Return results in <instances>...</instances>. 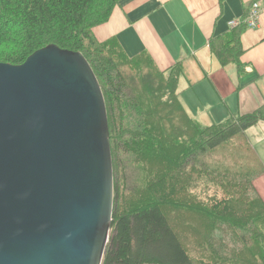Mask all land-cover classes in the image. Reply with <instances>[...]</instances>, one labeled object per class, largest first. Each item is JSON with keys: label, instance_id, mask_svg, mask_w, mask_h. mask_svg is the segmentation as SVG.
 Listing matches in <instances>:
<instances>
[{"label": "trees", "instance_id": "16d2710c", "mask_svg": "<svg viewBox=\"0 0 264 264\" xmlns=\"http://www.w3.org/2000/svg\"><path fill=\"white\" fill-rule=\"evenodd\" d=\"M120 1L0 0V62L19 65L34 51L55 44L83 53L100 85L113 170L112 224L101 264H264V201L254 192L250 202H242L250 181L264 172L245 135L249 127L264 121V102L251 113L210 125L186 116L177 94L183 60L160 71L144 53L129 57L114 38L95 39L93 28L106 22ZM244 28L237 25L208 45L221 65L235 63L239 72ZM227 144L228 151L236 150L247 165L235 170L230 164L201 160ZM153 160L158 172L146 174L143 187L135 189L139 180L130 181L139 168L144 171V161ZM132 161L139 168L130 167ZM201 179L202 189L212 188L208 198L202 200L199 192L183 201L177 197L186 182ZM120 195H126L121 208L116 204ZM171 208L191 210L208 220L203 225V239L207 238L197 247L211 260L184 245L169 221ZM185 226L191 231L198 227L193 221ZM218 231L236 239L243 251L230 249L234 256L226 257L229 247L216 236Z\"/></svg>", "mask_w": 264, "mask_h": 264}, {"label": "water", "instance_id": "95a60500", "mask_svg": "<svg viewBox=\"0 0 264 264\" xmlns=\"http://www.w3.org/2000/svg\"><path fill=\"white\" fill-rule=\"evenodd\" d=\"M112 211L106 107L83 53L0 62V264H101Z\"/></svg>", "mask_w": 264, "mask_h": 264}, {"label": "crops", "instance_id": "0c3cea01", "mask_svg": "<svg viewBox=\"0 0 264 264\" xmlns=\"http://www.w3.org/2000/svg\"><path fill=\"white\" fill-rule=\"evenodd\" d=\"M253 2L259 20L240 34L239 72L235 63L221 65L208 45L229 33L228 22L244 17ZM92 31L99 42L114 38L129 57L146 54L160 71L183 60L178 99L200 125L251 113L264 102V0H121ZM245 135L264 165V121ZM253 187L264 201V172Z\"/></svg>", "mask_w": 264, "mask_h": 264}, {"label": "rangeland", "instance_id": "374dc122", "mask_svg": "<svg viewBox=\"0 0 264 264\" xmlns=\"http://www.w3.org/2000/svg\"><path fill=\"white\" fill-rule=\"evenodd\" d=\"M160 101L164 102L165 97L161 95ZM176 121H177V123L180 122L179 120H176ZM233 143H235V142H231L230 145ZM229 147L230 146L228 144L224 145L222 147H219V148L213 150L208 155L204 156V159H201V160L202 161H208L209 163H211V165L213 164V162H217L221 166H227L228 164H230V166H235V168H236L235 170H237L238 168L239 169L242 168L241 166L243 164L247 165L246 160H244V162L241 161L244 158L239 156L238 152L236 150L228 151ZM126 158L127 157H125L124 159H126ZM131 159H132V155H129L128 160H131ZM197 163H198L197 166H200V165L203 166V164L201 162H197ZM143 164H144V168H145L144 171H142L139 168V164L135 163L134 161H132L131 165H130V167H136V168H139V170H140L139 174L135 175L133 177V179L130 181V183H134L137 179L139 180L137 186L134 187L135 189L143 187V185L145 184V182L148 178L145 176L146 174H147V176L151 175L154 172H158V169H159V164L157 163L156 160H153L152 163L144 161ZM147 168H149V169H147ZM232 174H236V173H232ZM119 184L122 185L123 181L119 180ZM252 185H253V182L251 183V181H250V185L248 186V189L246 191L247 193H246L245 197L242 196V202L245 201L246 203H248L255 197L254 196L255 190L253 189L254 187H252ZM202 186H203V180L202 179H201V181L196 180L195 183L194 182H190V183L186 182L185 183V190L183 192L182 191L179 192L177 194V197L183 201L186 198H188L189 196H191L192 194H198V192H199V196L202 198V200H204V198H208V196H210L212 194V188L211 187H214V186L212 185L210 187L211 189H208V190H206L207 187L202 189ZM134 190L130 191V192L133 194ZM137 190H139V189H137ZM125 194H126V192H125ZM125 198H126V195H122V196L120 195L119 200L116 202V204L119 208H121L122 202ZM205 202L207 204L210 203V202L208 203V201H205ZM114 204H115V201H114ZM176 210H180V209L171 208V210L169 212V217H170L169 221L172 224V226L176 229L180 238H182L184 245L190 250L194 249L195 251H197L198 256L211 260V257H209V254H203L204 250L197 247L201 243H203L204 239L207 238V237H205L203 239V235L205 234V232L207 230V228H205L203 225L208 224V220L204 216H201L200 214L195 213L194 211H191V210H186V211L185 210L176 211ZM181 216L184 217V220L181 219L182 218ZM191 221L195 222L198 225V227L194 226V229L192 231L185 226L186 224L191 223ZM216 236L217 237L221 236L222 239L227 241V246L229 247V249H227L225 251V253L227 254L226 257L231 258L232 256H234L233 252L229 251L230 249H232L234 252H238V253L241 250L243 251V248L236 244V239H232L233 237L232 236L230 237L229 234L224 235L221 231L220 232L218 231L216 233Z\"/></svg>", "mask_w": 264, "mask_h": 264}, {"label": "built area", "instance_id": "2783aa9c", "mask_svg": "<svg viewBox=\"0 0 264 264\" xmlns=\"http://www.w3.org/2000/svg\"><path fill=\"white\" fill-rule=\"evenodd\" d=\"M260 5L259 2H253L250 8L241 19H235L228 22L229 28H233L237 25H244L245 28H253L258 24Z\"/></svg>", "mask_w": 264, "mask_h": 264}]
</instances>
